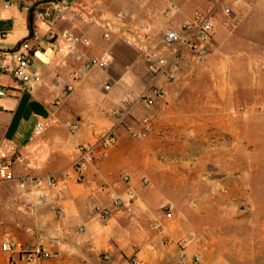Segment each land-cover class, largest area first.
<instances>
[{
    "label": "crops",
    "instance_id": "crops-1",
    "mask_svg": "<svg viewBox=\"0 0 264 264\" xmlns=\"http://www.w3.org/2000/svg\"><path fill=\"white\" fill-rule=\"evenodd\" d=\"M219 2L234 10L238 21L232 27L224 22L228 15ZM22 3L0 0V34H6L0 65L2 53L37 33L43 41L31 70L40 81L23 90L8 74H0V87L7 92L0 98V141L12 143L22 158L13 164L16 178H52L58 191L38 202L31 185L21 192L16 182L0 184V264H176L177 231L194 210L191 201L214 197L211 204L218 206L222 195L231 197L239 180L253 178L258 169L254 148L264 146V12L241 9L248 0H76L67 9L55 0H34L30 12L22 10ZM122 11L129 15L116 20ZM196 11L213 13L210 39L199 54H224L195 63L187 52L176 55L172 81L148 72L141 50L123 42L125 34L143 26L147 38L142 45L173 59L163 33L180 29ZM38 13L50 16L40 20ZM106 31L108 39L103 38ZM64 32L87 38L90 44L81 53L107 66L75 76L79 63L67 56ZM49 37L55 38L52 44ZM193 67L197 70L190 73ZM150 86L163 94L148 107L137 99L150 94ZM117 111L123 112L119 124L113 115ZM147 118L150 132L131 137L130 131L139 130ZM67 122L78 124V130L73 132ZM37 123L46 125L40 136L34 135ZM114 126L115 144L95 153L77 183V146L94 144ZM127 188L134 197L100 221L94 207H110ZM7 238L50 257L28 263L20 254L4 253L1 243ZM181 247L188 258L200 254L199 264H210L201 248Z\"/></svg>",
    "mask_w": 264,
    "mask_h": 264
},
{
    "label": "built area",
    "instance_id": "built-area-1",
    "mask_svg": "<svg viewBox=\"0 0 264 264\" xmlns=\"http://www.w3.org/2000/svg\"><path fill=\"white\" fill-rule=\"evenodd\" d=\"M213 1V0H209ZM22 10L25 12L31 11V6L34 0H22ZM76 0H55L56 6L62 9H67L71 3ZM58 4V5H57ZM219 7L225 15L230 14V8L225 5L218 3ZM55 6V7H56ZM54 7V8H55ZM128 13L122 11L116 16V20L120 21L125 18ZM37 19L45 20L50 14L38 13L35 15ZM104 27H107L106 25ZM213 28V13L212 11H196L190 20L183 22L180 25V29L167 28L162 37V42L165 47L171 48L175 55L173 59H167L166 57L150 52L147 48L142 45L143 39L147 38L146 28L140 26L137 29V33H127L123 37V42L127 46H134L141 50L143 53V59L145 61L146 69L150 73L159 74L166 76L167 80L172 81L176 77L178 70V62L176 61V55L183 52L199 54L204 44L208 43L210 34ZM6 38L5 33L0 34V42ZM61 38L66 42L67 56L74 61L79 63L78 68L75 71V76L85 77L87 73L93 68H105L107 63L97 58H85L81 53L80 48L88 47L90 42L87 38L77 37L71 32H64ZM103 38L108 39L109 33L106 31L103 34ZM54 37H49L46 41L50 44L53 43ZM43 41L37 33H32L31 36L22 41L16 49L2 53L4 58V64L0 65V74H8L13 80L19 82L23 90H31L35 84L40 81V77L31 70V64L33 62L34 54L40 50V43ZM150 94H142L137 101L145 106H152L154 99L162 96L163 91L160 88L154 86L149 87ZM7 95L6 89L0 87V98ZM114 118L117 120V124L120 123L123 117V112L117 111L113 113ZM66 126L69 127L73 132L77 131L79 125L76 123L67 122ZM46 128L44 123H37L34 135L40 136ZM152 128V122L149 118L144 119L140 124L139 130H131L130 136L133 138H141L148 134ZM115 126L110 130L103 133L100 138L92 145H79L77 151L79 153L78 158L74 162V173L75 181L81 182L85 172L94 162V155L97 151H107L111 148L115 142ZM22 158L17 153L16 147L6 141H0V184L16 182L17 189L21 192L25 191L27 185L32 186V192L36 196L38 202L46 201L55 196L57 189V181L55 179H48L43 181L37 177H23L16 178L14 175L13 164L14 162H21ZM124 183L130 181L128 176L122 178ZM143 185L148 183L147 179H142ZM52 191H56L52 193ZM134 197L132 189H125L122 196H114L111 201L110 207L95 206L94 212L97 214L98 219L102 222H106L112 213V208H121L125 205L127 200H131ZM165 216L168 218L172 217V213L169 208L164 207ZM58 216H61V212H57ZM179 248V252L176 256V264H199L201 262V255L195 254L188 258L184 253L181 244H176ZM1 250L8 254H20L25 257L28 263L35 262L42 258L50 257L49 253L41 249H31L28 245L11 240L9 238L4 239L1 243ZM153 252L156 251L155 246H151ZM105 259L107 256H104ZM9 264H13L9 262Z\"/></svg>",
    "mask_w": 264,
    "mask_h": 264
},
{
    "label": "rangeland",
    "instance_id": "rangeland-1",
    "mask_svg": "<svg viewBox=\"0 0 264 264\" xmlns=\"http://www.w3.org/2000/svg\"><path fill=\"white\" fill-rule=\"evenodd\" d=\"M248 2L246 8L241 9L264 12V0ZM233 12L231 9L230 14L224 17L229 27L238 21L234 20ZM214 54L219 57L224 52L208 50L203 57L200 54L188 55L195 63L201 58H213ZM196 70L193 67L189 72L195 73ZM254 155L258 160L257 171L253 178L240 179L239 187L231 197L222 195L218 206L216 201L211 204L214 197L202 202L199 196L198 200L191 201V209L198 210H191L190 217L184 221L186 225L177 231L180 236L177 244L186 246L190 243L201 248L210 264H264V146H255ZM261 160L263 162H259ZM192 224H198V227Z\"/></svg>",
    "mask_w": 264,
    "mask_h": 264
}]
</instances>
